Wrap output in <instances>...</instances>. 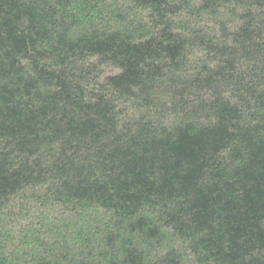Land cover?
<instances>
[{"label": "trees", "instance_id": "16d2710c", "mask_svg": "<svg viewBox=\"0 0 264 264\" xmlns=\"http://www.w3.org/2000/svg\"><path fill=\"white\" fill-rule=\"evenodd\" d=\"M0 264H264V0H0Z\"/></svg>", "mask_w": 264, "mask_h": 264}]
</instances>
